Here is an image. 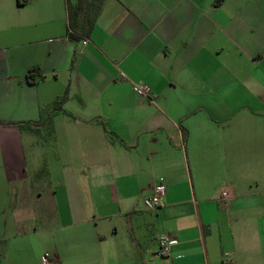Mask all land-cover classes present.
I'll list each match as a JSON object with an SVG mask.
<instances>
[{"label": "crops", "instance_id": "obj_1", "mask_svg": "<svg viewBox=\"0 0 264 264\" xmlns=\"http://www.w3.org/2000/svg\"><path fill=\"white\" fill-rule=\"evenodd\" d=\"M65 1L0 0V120L67 91L0 123V264H264V0Z\"/></svg>", "mask_w": 264, "mask_h": 264}, {"label": "trees", "instance_id": "obj_2", "mask_svg": "<svg viewBox=\"0 0 264 264\" xmlns=\"http://www.w3.org/2000/svg\"><path fill=\"white\" fill-rule=\"evenodd\" d=\"M29 0H16L18 5H24ZM104 0H66V17L71 39H82L88 37L93 30L97 16L101 10ZM44 73L39 65L30 66L25 73V80L29 84H35L43 79ZM67 91L55 99L49 111L40 109V118L36 121L11 122L0 120L1 124H12L21 128L24 125H45L48 124L56 111L62 110V104L66 100ZM106 128V126H105ZM187 137V130H183V140Z\"/></svg>", "mask_w": 264, "mask_h": 264}, {"label": "built area", "instance_id": "obj_3", "mask_svg": "<svg viewBox=\"0 0 264 264\" xmlns=\"http://www.w3.org/2000/svg\"><path fill=\"white\" fill-rule=\"evenodd\" d=\"M134 90L138 94L148 95L149 89L145 85L135 84ZM166 190V186L163 183V178H159L157 184L154 185L152 189V193L145 197L143 200V205L147 210H154L161 204V198L164 195ZM226 193L223 192V195ZM176 242L175 238H172L168 234H163L159 237V249L156 251L157 256H165L169 253V247L171 244ZM40 264H52L50 255L48 253H44L41 257Z\"/></svg>", "mask_w": 264, "mask_h": 264}, {"label": "rangeland", "instance_id": "obj_4", "mask_svg": "<svg viewBox=\"0 0 264 264\" xmlns=\"http://www.w3.org/2000/svg\"><path fill=\"white\" fill-rule=\"evenodd\" d=\"M46 128H41L40 130H39V132H41V135L42 136H44V134H46ZM41 164L42 163H40L39 164V166L38 167H41ZM39 169V171L37 172V170L35 171L36 173H35V175L33 176V178L35 179V182H39V184L43 181V179H44V172L40 169V168H38ZM38 176V177H37ZM40 177V178H39ZM225 178H229V174H224L223 175V179H225ZM219 180L220 179H218V182H219Z\"/></svg>", "mask_w": 264, "mask_h": 264}]
</instances>
